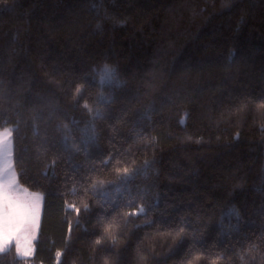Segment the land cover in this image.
<instances>
[{
	"label": "trees",
	"instance_id": "1",
	"mask_svg": "<svg viewBox=\"0 0 264 264\" xmlns=\"http://www.w3.org/2000/svg\"><path fill=\"white\" fill-rule=\"evenodd\" d=\"M104 65L120 86H101ZM0 82L18 179L45 197L34 257L13 248L0 264H187L202 250L195 264H264V0H0ZM130 161L141 171L123 182L114 169ZM89 175L112 183L72 194ZM101 204L123 217L115 244L94 227ZM181 224L203 247L168 235Z\"/></svg>",
	"mask_w": 264,
	"mask_h": 264
},
{
	"label": "snow or ice",
	"instance_id": "2",
	"mask_svg": "<svg viewBox=\"0 0 264 264\" xmlns=\"http://www.w3.org/2000/svg\"><path fill=\"white\" fill-rule=\"evenodd\" d=\"M99 83L103 86L105 83L114 84L115 86H120V81L116 76L114 69L110 68L107 65L103 66L102 71L98 73ZM87 79V77H85ZM95 79V77L93 78ZM2 85V82H0ZM84 89V85L81 84L75 89L76 95H81ZM8 93L0 92V96H7ZM100 99L103 103H111L109 98L103 96V93L100 94ZM257 107L264 109V99H261L257 104ZM84 108L92 113L94 110L87 104H84ZM103 119V113L99 110H95V119ZM147 113H145V117ZM77 121H73V124H77ZM58 129L63 131L64 136L62 143L65 150L67 151L71 148L73 151L79 153L81 148L79 145L73 143L69 144V140L72 138V128L68 124L59 125ZM15 129L6 128L0 131V253H7L13 248L17 253L18 257L23 260L34 257L35 254V243L39 232V216L41 208L42 195L39 193L33 194L30 192H25V190L20 186L18 182V174L15 170V160L13 155V131ZM81 132V143L84 145V154L87 155V149L89 145L96 146L97 136L94 124H89L84 129H80ZM119 155V153H117ZM115 160V156H108L107 159L101 160L102 166H109L110 163ZM55 161L49 165V169L52 170L53 176L55 173ZM117 164H120V161H116ZM129 163L134 164V161L124 162L122 166L115 167V174L120 178L121 181L127 182L131 178L135 177L141 171L139 168L129 167ZM150 162L145 161V168L149 166ZM78 167V166H74ZM97 169L93 167L92 171L95 172ZM45 178H47V171L43 173ZM83 183L80 184L79 189L75 184L80 183L73 180V185L70 188L72 194H76L78 190L87 193L89 190H99L102 188L105 182L102 179H99L95 176H84L82 177ZM101 209L104 212V215L99 217L97 223L94 227L100 229L104 235H110L111 241L113 244L116 243L118 235H112L114 230L122 231L121 224L118 222V219L123 217L111 216V212H115L116 209L111 205L106 206L105 204L100 205ZM67 208L79 213L80 208L76 207L75 204H68ZM111 208V212L109 211ZM84 211H91V208L88 204L83 206ZM236 216L239 218V212L236 209L232 210ZM141 214H146V208L143 204H140L136 207L135 211L125 213L126 216H139ZM111 216V219H106ZM162 219H165L163 216ZM237 230L235 227L229 228V231ZM169 236H176L180 238V243L191 236V243L188 246L189 252L198 244H201L203 247L202 240L198 239L194 233H188L185 231V225L181 224L176 227L174 233L169 232ZM103 239L96 240V244L103 243ZM260 251V248L257 244H251L248 246V249L241 254V259H244L245 256H251L253 252ZM63 253L58 252L57 256H61ZM205 256V251H197L193 253L192 259L187 261V264H195L196 261L201 260ZM222 260H227V256L224 252H220L212 259L211 264H220Z\"/></svg>",
	"mask_w": 264,
	"mask_h": 264
},
{
	"label": "rangeland",
	"instance_id": "3",
	"mask_svg": "<svg viewBox=\"0 0 264 264\" xmlns=\"http://www.w3.org/2000/svg\"><path fill=\"white\" fill-rule=\"evenodd\" d=\"M6 128L13 129V126L10 125V126H7ZM6 128H4V129H6ZM4 129H0V131H2ZM12 145H13V155H14V140L12 141ZM15 170L17 172V169L16 168H15ZM17 174H18V172H17ZM18 182H19L20 186L25 190V192H30V193H33V194L39 193V194L42 195L41 208H40V216H39V231H40V229H41V222H42V215H43V209H44V201H45L44 194L41 193V192H35V191L29 190L28 188H26L24 185L21 184V182L19 181V179H18ZM38 234H39V232H38ZM37 238H38V236H37ZM36 242H37V239H36ZM36 249H37V245L35 243V252H36Z\"/></svg>",
	"mask_w": 264,
	"mask_h": 264
}]
</instances>
